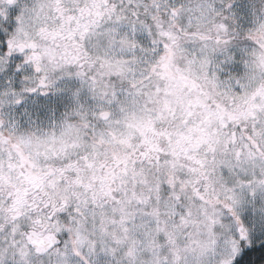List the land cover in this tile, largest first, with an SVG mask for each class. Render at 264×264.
Returning a JSON list of instances; mask_svg holds the SVG:
<instances>
[{
  "label": "snow or ice",
  "instance_id": "snow-or-ice-1",
  "mask_svg": "<svg viewBox=\"0 0 264 264\" xmlns=\"http://www.w3.org/2000/svg\"><path fill=\"white\" fill-rule=\"evenodd\" d=\"M0 264H264V0H0Z\"/></svg>",
  "mask_w": 264,
  "mask_h": 264
}]
</instances>
